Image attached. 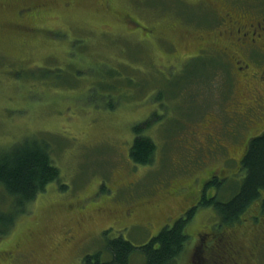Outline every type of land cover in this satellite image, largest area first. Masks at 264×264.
Instances as JSON below:
<instances>
[{
  "label": "rangeland",
  "instance_id": "rangeland-1",
  "mask_svg": "<svg viewBox=\"0 0 264 264\" xmlns=\"http://www.w3.org/2000/svg\"><path fill=\"white\" fill-rule=\"evenodd\" d=\"M104 1L0 0V147H6L28 136L46 138L52 145L54 160L62 171V182L67 183V187L61 189L57 182H52L31 203L27 212L17 216L10 232L0 238V264H84L83 256L99 249L106 259L109 252L108 247L105 246L107 239L121 234L134 244H143L165 225H173L175 219L185 212L183 207L190 196L183 193L174 196L160 194L171 186L170 180L159 177L160 171H172L173 166L170 163L173 159H177L180 153L185 155L190 170L193 171L191 177L185 181V186L189 187L185 188L184 192L191 189L193 184H198L200 190L203 188L205 177L200 175L201 172L198 170L206 174L205 169L202 168L205 156L202 148L198 149L197 146L206 142L200 127L197 131L201 135L186 137L183 128L188 126V118L185 114L187 109L184 100L170 95L172 88L175 89L174 80L170 81L168 77H163L162 71L143 77L136 75L132 77V85L125 83L121 86L122 92L128 93V96L111 109L94 105V101L91 103L89 95L92 92L89 85L97 75L95 73L90 81L86 80V76L96 70L94 68L100 62H112L119 66L123 64L121 61L124 58L134 57L128 52L129 44L144 49V57L139 63L142 67L151 69L152 64L157 68L158 66L167 69L180 68L188 60L185 58L187 51L193 50L201 42H207L209 39L199 40L196 35L184 36L182 30L185 32L191 30L190 20L193 18L198 20L201 16H205L204 9L209 11L210 18L213 17L211 22L216 25L210 40L217 43L215 45L210 42L207 45L208 48L213 44L214 47H219L228 44L226 29L230 27L229 22L222 23L224 21L215 18L222 17L228 9L222 8L221 16H218L215 3L220 0H199V4H190L186 0H114L117 3L116 8L130 7L132 12L134 9L131 7L136 1L142 6L145 2L146 8L138 17L143 23L140 30L137 29L136 23L128 24L127 21L128 23L116 24V18L110 12V8L106 14L100 12L101 7L105 8ZM173 1L181 2L186 6L188 12H181L186 18L188 17V20L170 13V8L167 7ZM258 1L264 5V0ZM149 4L158 6L159 9H156L155 13L150 12L147 10ZM237 5L242 6L240 3ZM28 6L33 7L34 11L22 9ZM38 12L41 15L35 17V13ZM238 13L242 15L241 12ZM107 19L112 24L107 28L108 30L97 27V21H99L97 24H100ZM243 19L244 17L233 19L232 23ZM73 49L78 53L74 52L70 61L72 52L68 53V51ZM172 50L173 53H170ZM209 52L220 67L221 77L218 75L215 81L214 73L212 77L203 74L200 81L186 83V93L188 102L192 104L198 97L199 100L196 102L204 105L212 98L209 86L211 84L208 80L212 81V85L216 82L218 100L214 103L219 102L216 111L221 112L220 109L224 110L223 107L227 102H225V94L228 93L226 87H232V95H235V87L239 91V85H233L237 76V65L227 64L229 66L227 68H230L227 69L229 71L227 73L230 74H226L229 81L227 84L225 74L223 75L225 55L215 51ZM60 66H63L64 70ZM63 71L65 75H58ZM57 75L58 79H56ZM42 78H55L58 86L50 83L47 87V83L39 81ZM123 81L125 82V79ZM161 88L165 96L157 99V92ZM237 96L239 97V93ZM115 99L113 97L112 101ZM162 105L167 106V109ZM242 107V113L245 114L247 110ZM187 108L192 112L195 104L188 105ZM262 111L264 114V108ZM154 113L157 115L152 118L151 125L143 131L146 134L148 131L154 137L151 136L157 144V160L151 164L134 167L133 161L130 163L127 154L135 137L134 125L149 119ZM195 124L196 120L193 118L191 127ZM238 135L234 137L227 134L224 136H227L226 138L219 140V144L223 143L225 148L221 156L218 154L216 162L213 159L216 166L226 167L231 153L229 149L232 145L236 147L237 144L233 139ZM162 165L165 167L163 170H161ZM188 165L187 162L176 163V173H179L181 180L187 178L185 174H188V171L183 168L187 169ZM125 170L130 172L129 176L123 173ZM147 179L149 186L146 189L141 188L143 184H147L145 182ZM130 183L135 185L127 189ZM112 184L114 187L119 185L123 187L114 189L111 188ZM178 186L174 184L168 190L181 192ZM75 192H79V197L76 198L77 202H80L77 205L98 198L99 202H106L102 205L106 207L102 208L105 211H108V205L119 204V201L127 205L136 202L135 206H137L133 211L126 210L127 205L125 210L120 205L116 210L112 207L109 211L111 214L116 213L115 216L118 218L116 220L103 213L91 211L92 220L86 218L82 223L81 229L84 234L78 241L80 244L72 245L73 243L61 241L70 219L68 215L70 213L63 203L70 202ZM156 195V200L149 204ZM167 199L170 200L166 202ZM2 200L5 199L0 194V202ZM95 203L91 202L89 206ZM199 209L187 227L191 234L189 241H192L191 231L194 232L192 229H197L198 225L201 228L203 225L209 226L211 223L208 213L213 215L212 208L208 206ZM153 210L158 211L154 213ZM135 214L138 215L132 219ZM250 214L248 215L251 216ZM263 218L264 216L258 219L260 221L255 220L253 223L244 222L242 225H248V230L245 232L243 229L237 238L236 234H233L232 238H229L225 252L223 250L220 252L221 242L219 250L217 248L214 250V256L216 254L221 256L218 258L216 256L211 263L246 264L242 257L235 256L234 252L238 246L233 240L234 237L239 245L244 243L248 245L251 260L254 254L260 252V259H263V263L260 264H264ZM109 228V232L105 234V230ZM203 229H206V226ZM30 230H34L35 233L28 236ZM225 230L228 231L227 236L231 231L235 232L233 229ZM260 231L263 240L258 242L261 244L258 247L253 235L256 236L254 234L256 232L259 235ZM70 235L73 236L74 233L71 232ZM11 245L23 252L8 254L6 251L4 254L2 250L8 249ZM185 253L188 255L187 250ZM135 254L138 256H134ZM182 259L180 258L177 264L188 263ZM144 263L145 256L139 253L133 254L131 264Z\"/></svg>",
  "mask_w": 264,
  "mask_h": 264
},
{
  "label": "trees",
  "instance_id": "trees-1",
  "mask_svg": "<svg viewBox=\"0 0 264 264\" xmlns=\"http://www.w3.org/2000/svg\"><path fill=\"white\" fill-rule=\"evenodd\" d=\"M112 1L115 2L114 0ZM111 5L113 4L111 3ZM145 5L144 2V5L141 7L145 9ZM149 5L147 6V10L155 13L156 11L154 12L153 8L150 9ZM27 8L28 7L22 9L24 10ZM131 8L133 9V7ZM134 10L136 9L134 8ZM100 12L105 13V9L101 7ZM184 19L188 20V17H184ZM190 21L189 27L191 30H189V32L182 30L184 36L189 37L191 35H196L198 38L200 37L199 40L209 39L207 42H201L193 50H189L190 52L187 51L188 53H186L187 55L185 58L188 60L184 66L180 68L169 67V69H167L160 66L157 68L151 64V69L142 67L139 63L142 57H144V49L140 46L129 44L130 50L128 52L130 56L134 57L124 58V60L121 61L123 64H118L119 66L112 62H100L97 64V67L94 68L97 71L93 70L91 74H88L86 80L94 77L96 73L97 77L93 79L89 85V89L92 92L89 95V99L91 103L94 101V105H102L103 108L106 107L111 109H114L120 102H123V98L128 96V93L122 92L121 86L125 83L132 85V77L136 75L143 77L162 71L164 74L163 77H168L170 81L174 80L175 89L172 88V94L170 95L174 98H183L184 100V106L187 109L185 114L188 118V126L183 128L186 137L191 138V136L193 137L194 135L197 136L203 133L202 136H204L206 142L205 144L200 143V145L197 146L198 149L202 148L205 156V162L202 168L205 169L206 174L204 175L201 170H198L201 172L200 175L205 177H203V188L200 190L198 184H193L191 189L184 192L185 188L189 187L187 185L185 186V181H187L193 173V171L190 170V166L188 165L189 162L184 154L180 153L177 159H173L170 163V165L172 164L171 166H173L172 171L163 170L165 169L164 165L167 163L166 161V163L162 165L163 168L161 170L163 171H160L161 175H159V177L170 180L171 186L174 184L176 186L179 185L178 187H180L181 192H172L168 190L170 186L160 194L165 193L174 196L177 193H183L190 196V199L183 207L185 212L175 219L173 225H165L154 234V236L143 242V244H134L133 241L125 238L122 234L108 238L105 245L109 249L108 255L106 256L108 258L105 259L104 254H102L101 249H99L98 251L84 255V264H131L134 253L145 256L144 264H177L182 257V260L188 262L186 264H195L193 262L194 257L199 256L203 249L207 250V256L210 257L211 255V258H213L215 253L214 250L215 248L219 250L221 242V245L224 243V246L227 248L230 241L229 238H232L233 234H236L237 238L241 235L243 229L245 232L248 230V225H242L244 222L253 223L255 220L260 221L258 219L264 216V114L261 108L262 106H258L255 99H253V89H248L246 91L247 97L243 96L240 90H243L244 86L246 87L245 82L239 81L236 77L235 82H233L234 84H232H238L239 91H237L235 87V95H232V87H226L228 93L225 94V102H227L223 107L224 110L220 109L221 112L216 111V107H219V102L214 103V101L218 100L216 97L218 91L217 83L215 82V84L212 85V81L210 80L208 81L211 84L209 86L211 90L210 96L212 98L203 105L196 102L199 100V98L196 97L195 102L192 103L195 104V108H193L195 111L192 110L191 112L187 108L188 105H192L188 102L189 98L186 93L187 82H198L202 79L203 74L212 77L214 73L213 75L216 78L215 81H217L218 75L221 77L220 67H218L213 55L209 52L214 51V44L216 45L214 40H210V35L211 33L214 34V30L208 29L206 32L200 31L201 26L207 24V21L204 20L203 17L198 18V20L193 18ZM104 23L110 26L112 25L108 19ZM79 28H81V26H79ZM137 29L142 30V26H137ZM89 31L94 32L93 30ZM199 32L203 34L199 35ZM210 42L214 44L211 48H208L207 44ZM70 52H72L70 54V61H72V55L74 52L78 53V51L73 49L72 51H68V53ZM170 53H173V50ZM60 67L64 70L63 66ZM227 72L229 71L225 69L223 75L225 74V81L229 84L226 74L230 73ZM58 75H65V73L63 71L62 74ZM58 75L56 79L59 78ZM242 77H244V75H241V78ZM56 79L42 78L39 81L47 83V87L50 83L54 86H58ZM124 79L125 82L123 81ZM30 84L29 82V85ZM238 93L239 97L237 96ZM163 94L164 90L162 88L159 89L156 98L159 99L164 97L165 95L163 96ZM113 97L116 98L114 101H112ZM162 106L164 109H167V106ZM242 106L247 110L245 114L242 113ZM156 115L157 114L154 113L149 119L134 125L135 137L127 152L128 159L130 163L133 161L134 167L140 164H151L157 160L158 151L157 144L153 139L154 137L148 131L147 133L149 135L143 131L151 125L152 118ZM193 118H195L196 124L191 127ZM245 120L247 121L245 122ZM199 127L201 133L197 131ZM238 133H240V135H238ZM227 134L233 135L234 137L238 135L236 138L233 137L237 145L236 147L232 145L229 149L231 153L226 167H224V165H222V167L220 165L216 166L213 159L216 162L218 154L221 156L223 154L222 150L225 148L223 147V143L219 144V140L226 138L227 136H224ZM184 162H187L188 166L187 169L185 167L183 169L188 171V174H185L187 178L181 180L179 173H176V163L181 164ZM123 173L129 176L130 172L125 170ZM52 182H57L61 189L67 187V183L62 182V171H60V166L54 160L52 145L46 138L28 136V138L19 139L6 147H0V194L3 195L5 199L2 200L3 203L0 202V207H2L0 208V238L10 232L15 224L17 216L27 212L30 209L31 203L41 192H44ZM145 182H147V184L141 186L143 189L149 186L148 179ZM133 185H135V183H130L127 189L133 188ZM119 187L123 186L119 185L118 187H114L113 184L111 185V188L114 189ZM76 197H79V192L74 193V198L71 199L70 202L63 203L66 204L65 209L70 214L73 213L75 215L71 216L68 214L70 216L68 227L61 241L65 243L70 242V244L73 243L72 245L77 244L80 237H83L82 235L84 232L81 226L86 218L92 220L93 215H90L91 211L103 213L105 216L116 220L118 219L115 216L116 213L111 214L109 209L115 207L114 210H116L120 206L124 209L127 205V203L121 204L123 202L119 201V204L114 203L113 205H108V211H105L103 209L106 207L102 205L106 202H99L98 198L92 199L94 201L83 202L84 204L77 205L80 201L77 202L78 199ZM156 197L157 195L152 198V201H149V204L156 200ZM169 200L170 199H167L166 202ZM91 202L96 203L89 206ZM192 202L194 203L190 204ZM133 204V202H130V204L128 203L126 210L133 211L137 206H135L136 202L134 205ZM157 204L156 202L155 205ZM208 206L213 210V215L208 213L211 223L209 226L203 225V227L206 226V229H203V227L201 228L200 225H198L197 229H192L194 231H191L193 237L192 241H189L191 234L187 228L188 224L194 219L199 210H204L199 208H207ZM94 207L95 209H93ZM101 209L102 211H100ZM155 209H157V206ZM153 211L156 213L158 210ZM137 215L138 214H135L131 218L134 219ZM35 227L37 228V226ZM226 228L230 230L233 229L235 232L231 231L229 236H227L228 231L225 230ZM77 229H79V231H77ZM109 230L110 228L105 230L104 233L107 234ZM29 232L27 233L28 236L35 233L34 230ZM71 232L74 233L73 236L70 235ZM215 232L217 234H214ZM254 234H256V236L253 235L254 238L251 237L253 240L255 239L256 242L263 240L262 231H260L259 235H257V232ZM221 237H223V241H221ZM233 240L236 241V246H238L237 249H235L236 252H234L235 256L238 258L242 257L246 264H252L248 245L244 243V251H242L243 245H239L234 237ZM79 244L80 243H78L77 246ZM13 248L14 247L11 245L8 249L2 251L4 254L6 251L8 254L23 252L17 248ZM186 250L188 255L185 253ZM221 251L222 247L220 248V252ZM134 256H138V254Z\"/></svg>",
  "mask_w": 264,
  "mask_h": 264
},
{
  "label": "flooded vegetation",
  "instance_id": "flooded-vegetation-1",
  "mask_svg": "<svg viewBox=\"0 0 264 264\" xmlns=\"http://www.w3.org/2000/svg\"><path fill=\"white\" fill-rule=\"evenodd\" d=\"M104 2L105 13L110 8V12L113 13L116 18V24L120 25L129 22L128 24L136 23V26H142L143 23L138 17L140 14H143L142 11L145 9H143L141 7L142 5L137 1L133 4V9H136L133 12L129 9L130 7H125L124 9L123 7L116 8L117 3L112 0H105ZM186 2L190 4H199V0H186ZM111 3H113V5H111ZM238 3L242 5H239L240 8L237 5ZM168 5L167 8H170V13L175 16L178 15L184 18L185 15L181 11L188 12L186 6L182 5L181 2L173 1ZM215 5L217 8L216 11L219 13L218 16H221L222 8L228 9L227 13H224L222 17H216L215 19L221 22L224 21L222 23L229 22L230 28L226 29L228 31V44H223L217 47V49L214 47V51L217 53L221 52V54L225 55L224 69H230L227 68L229 67L227 64L237 65L236 77L239 81H242L243 83L245 82L246 85V87L244 86V89L240 90V92L242 91L243 96L245 97L247 94L246 91L248 89H253V99H255L258 106L260 105L262 106L261 108H264V5L258 0H220L215 3ZM73 6L74 4L72 7ZM157 7L158 6L151 7L149 5V8H153L154 12L156 9H159ZM28 9L29 12L34 11L33 7L28 6L27 10ZM204 11L205 16L201 17L207 21V24H203L204 27L201 26L200 31L206 32L208 29L215 30L216 25L211 22L213 17L210 18L209 11L206 9H204ZM238 12H241L242 15L240 16ZM39 15H41V13L38 12L35 13L34 16L38 17ZM239 17H244V19L232 23L233 19H238ZM96 25L98 28L106 30H108L107 28H110V25L104 22H100V24ZM202 32H199V35L203 34ZM226 59L228 61H226ZM241 75H244V77L241 78ZM216 256L218 258L221 254H216L213 258H211V256L203 255L202 259L198 261V264H212L211 261L214 260ZM251 262L252 264H257L256 259L251 260Z\"/></svg>",
  "mask_w": 264,
  "mask_h": 264
}]
</instances>
